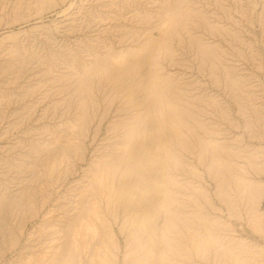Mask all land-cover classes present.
Instances as JSON below:
<instances>
[{"label": "rangeland", "instance_id": "374dc122", "mask_svg": "<svg viewBox=\"0 0 264 264\" xmlns=\"http://www.w3.org/2000/svg\"><path fill=\"white\" fill-rule=\"evenodd\" d=\"M66 258L264 264V0H0V264Z\"/></svg>", "mask_w": 264, "mask_h": 264}, {"label": "bare ground", "instance_id": "6f19581e", "mask_svg": "<svg viewBox=\"0 0 264 264\" xmlns=\"http://www.w3.org/2000/svg\"><path fill=\"white\" fill-rule=\"evenodd\" d=\"M137 131H138V130H137ZM135 132H136V131H135ZM133 134H134V132H133ZM139 134H140V133H139ZM130 135H131V134H130ZM166 197H167V196H166ZM170 198H171V196H170ZM169 200H170V199H169ZM171 201H172V200H171ZM167 202H168V201H167ZM169 202H170V201H169ZM171 203H172V202H171ZM168 204H169V203H168ZM168 204H167V205H168ZM167 207H168V206H167ZM168 208H169V207H168ZM168 211H169V210H168ZM166 213H168V214H169V217H171V215H170L171 212H170V211H169V212L166 211ZM171 214H173V213H171ZM174 214H175V213H174ZM169 217H168V218H169ZM166 220H168V219H166ZM169 222L172 223V221H169ZM169 222L166 221V224L169 223ZM167 226H168V225H167ZM170 227H171V226H170ZM164 228H166V227H164ZM165 232H166V230H165ZM136 237H137V236H136ZM137 239H138V238H137ZM70 241H71V240H70ZM71 242H72V241H71ZM71 242H69V243H71ZM137 243H138V242H137ZM72 244H74V243H72ZM148 253H149V252H148ZM89 254H90V253H89ZM91 254H92V253H91ZM91 254H90V255H91ZM68 255H69V254H68ZM68 255H67V256H68ZM144 255H145V254H144ZM69 257H71V256H69ZM71 258H72V257H71ZM66 259H67V258H66ZM72 259H73V258H72ZM67 262H68L69 264H72L73 261H71V259L68 258V259H67Z\"/></svg>", "mask_w": 264, "mask_h": 264}]
</instances>
